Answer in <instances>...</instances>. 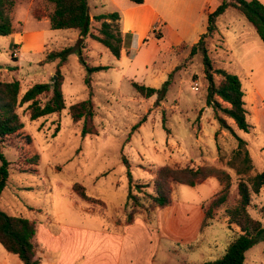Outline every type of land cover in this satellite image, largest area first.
<instances>
[{"label": "rangeland", "instance_id": "374dc122", "mask_svg": "<svg viewBox=\"0 0 264 264\" xmlns=\"http://www.w3.org/2000/svg\"><path fill=\"white\" fill-rule=\"evenodd\" d=\"M113 6L108 0V10L99 12L111 11ZM52 9L49 0H16L12 13L15 26L21 29L42 20L40 25L45 26L48 38L45 57L79 42L78 30L53 29L49 20L44 21ZM91 12L94 13L93 6ZM217 25L219 31L207 38L209 54L215 68H225L240 77L244 99L248 101L250 131L238 129L233 119L218 113L247 141L254 174L264 171V42L234 7L219 16ZM100 26L93 18L91 31L97 33ZM206 31L204 13L199 31L190 25L156 28L144 37L146 42L139 43L135 38L137 49L133 43L124 47L121 58L87 36L83 57L90 65L109 66L91 74L93 124L98 134L83 136V120L73 122L69 114L72 104L89 97L85 67L72 52L60 66L65 78L66 108L37 120L30 119L27 104L18 108L25 126L7 136L2 144L10 161V177L0 207L12 215L40 217L47 209L53 211V200L54 212L61 220L96 229L129 227L128 238L137 241L142 264H199L224 255L228 244L240 233L238 226L229 223L226 209L237 202L238 181L247 175L238 173L239 161L233 158L238 146L234 133L222 128L213 108L207 106L203 55L191 54L192 45ZM0 44V80H20L21 95L36 82L52 80L59 59L28 62L32 55L8 38L0 36ZM170 74L171 83L163 98L158 94L145 97L132 85L137 81L159 88ZM215 78L220 80L218 74ZM140 121V126L133 129ZM123 156L130 162L134 181L140 184L152 182L164 165L226 170L232 182L229 198L216 210L214 219L203 226L204 205L208 206L220 192L221 182L216 176L195 185L173 182L168 206L156 207L149 213L139 209L129 223L127 214L133 208L126 204L129 179ZM75 183L83 185L97 201L79 196L73 189ZM145 189L152 191V186ZM72 200L76 206H72ZM45 205L50 208L45 209ZM249 211L264 225V186L253 194ZM101 256L115 263L107 249ZM245 264H264V241L246 251Z\"/></svg>", "mask_w": 264, "mask_h": 264}, {"label": "trees", "instance_id": "16d2710c", "mask_svg": "<svg viewBox=\"0 0 264 264\" xmlns=\"http://www.w3.org/2000/svg\"><path fill=\"white\" fill-rule=\"evenodd\" d=\"M53 9L48 16L53 29H74L79 31V42L76 46H67L59 51L47 53L44 61L51 62L59 59L55 75L51 82H36L21 95V82L18 79L0 80V198L7 187L10 177V161L3 152V142L7 136L17 133L24 128V122L18 112V108L27 104L31 120L59 113L66 108L63 91L64 75L60 66L65 63L69 54L74 52L79 56L80 62L86 70L85 83L89 89V97L72 104L69 114L73 122L83 120L81 134L83 136L98 134L93 124L95 108L93 101V88L91 74L106 70L108 65H90L83 57L85 38L101 42L109 51L120 58L124 47L130 46L133 34H123L120 26V14L118 11L102 13L91 16L88 0H49ZM136 4H142L145 0H130ZM16 0H0V35H10L14 32L13 9ZM229 7L240 11L254 26V29L264 42V3L261 0H222L217 8L208 14L207 31L203 33L198 42L192 45L191 54L202 53L205 76L208 81L207 106H211L216 113L222 128L234 133L238 140V146L234 151V159L239 161L238 173L247 175V178L238 181V200L226 209L229 223L240 228V233L228 244L226 252L214 260H207L199 264H245V253L255 243L264 241V225L261 220L254 218L249 209L252 204L253 194H258L264 186V171L252 174L254 169L253 159L245 139L234 132L226 119L218 112L233 119L238 129L250 131L251 124L247 119L245 90L240 77L225 68H215L213 59L209 54L207 38L218 31L217 20ZM101 23L97 33L91 31L92 19ZM159 38V37H158ZM144 41H148L144 38ZM220 76L217 81L215 75ZM171 76L162 87H153L133 81V87L143 96L151 97L158 94L165 97L171 83ZM164 123L166 117H163ZM143 121L137 123L133 129L140 126ZM58 130V129H56ZM38 155H34V158ZM123 162L128 169L129 190L127 205L133 208L127 214V220L131 223L135 219V213L139 209H145L148 213L156 207H166L171 203V185L173 182H186L195 185L209 176H216L222 184L220 192L212 199L208 206L204 205L203 226L214 219L216 210L222 207L229 198L232 185L231 175L223 169L206 166L173 168L162 166L156 171L152 182L140 184L134 181L131 165L127 157L123 156ZM233 166V163H231ZM197 179V180H196ZM152 191L145 188L151 187ZM74 191L84 199H92L84 189V186L75 183ZM37 219L24 215H11L0 208V244L13 254L19 256L24 264H40L38 243L36 241Z\"/></svg>", "mask_w": 264, "mask_h": 264}, {"label": "crops", "instance_id": "0c3cea01", "mask_svg": "<svg viewBox=\"0 0 264 264\" xmlns=\"http://www.w3.org/2000/svg\"><path fill=\"white\" fill-rule=\"evenodd\" d=\"M107 1L88 0L91 16L118 11L121 30L124 35L126 33L133 34L132 43L136 49L137 47L134 45L135 38L138 37L139 43H141L144 40L143 38L156 28L160 29L168 26L185 28L190 25L199 31L201 24L204 22V13L208 20V14L214 11L221 3L219 0H145L142 4H136L130 0H111L114 4L113 9L99 12L108 10L106 9ZM261 1L264 3V0ZM92 6L94 13L91 12ZM48 20L49 18L47 17L44 21L48 23ZM41 21L38 20L39 24L27 29L24 25L21 29L14 24V32L12 34L0 36L8 38L20 50L30 53L32 56L27 58L28 62L41 61L45 58L44 50L48 41L47 31L44 25H40ZM219 35L223 36L224 39L223 34ZM223 44L225 45L224 42ZM0 49H3L1 44ZM10 64H7V71L10 69ZM249 100L251 103V96ZM247 102L245 106L246 109H249ZM76 205L75 201L72 200V206ZM47 208L50 207L45 205V209ZM51 208H53L51 213L47 209V211L45 210L40 214V217L35 214L30 217L36 218L38 222L36 241L39 245L37 256L40 259V264H98L99 262L101 264H113L108 257L101 256L104 249H107L112 255L114 264H142L141 251L137 241H130L128 238L130 236L129 227L112 228L110 230L106 228H90L85 225L61 220L54 212L53 200ZM5 211L8 212V210ZM43 214L45 215L42 216ZM0 264L24 263L18 255L8 252L0 244Z\"/></svg>", "mask_w": 264, "mask_h": 264}]
</instances>
